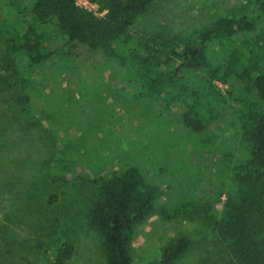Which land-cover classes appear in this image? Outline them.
I'll return each mask as SVG.
<instances>
[{"label":"trees","instance_id":"1","mask_svg":"<svg viewBox=\"0 0 264 264\" xmlns=\"http://www.w3.org/2000/svg\"><path fill=\"white\" fill-rule=\"evenodd\" d=\"M89 1L101 16L75 7L73 0H0V14L5 9L0 16L2 62L9 73L1 89L20 108L24 125L36 130V125L45 122V115L31 101L36 89L30 86V79L28 83L21 80L18 64L24 61L32 68L44 63L52 54L54 41L68 51L74 44L89 48L96 43L110 53L121 74L113 89L83 84L90 100L101 106L104 89L105 96L117 102L130 105L136 101L143 113L155 102L163 110L174 106L183 130L215 143L211 201L197 199L190 188H184L176 196L167 194L164 203L158 204L159 189L139 169L118 165L104 171L99 167L100 155L94 156L98 189L86 217L100 237L106 264H130L134 227L155 211L167 221L197 216L231 263L264 264V42H257L261 38L254 19L219 16L207 27L184 35H136L130 31L133 24L154 0ZM252 2L258 11H264V0ZM239 41L252 42L258 53L242 51ZM58 115L63 126V115ZM67 117L66 129L77 120L73 112ZM156 117L149 126L154 133L147 131L146 136L161 146L164 129ZM92 119L87 133L62 141L64 149L51 175L54 181H64L79 168L77 161L66 158L68 150L82 161V156L88 159L115 140L116 135L110 133L112 138H107L101 124L95 122L102 120L101 115ZM45 137L52 143L59 140L57 131ZM106 160L105 164L112 161L110 157ZM173 170L174 174L179 171ZM188 248V238L180 236L168 242L149 264H175ZM73 252V244L57 235L43 249L50 264H64Z\"/></svg>","mask_w":264,"mask_h":264},{"label":"rangeland","instance_id":"2","mask_svg":"<svg viewBox=\"0 0 264 264\" xmlns=\"http://www.w3.org/2000/svg\"><path fill=\"white\" fill-rule=\"evenodd\" d=\"M1 10L0 16H4L5 9ZM242 15L254 19L261 38L257 42L262 44L264 11H258L252 0H154L130 31L136 35L155 32L184 35L207 27L216 17ZM1 21L2 18L0 34ZM3 41L0 38V89L9 76L2 62ZM55 42L50 58L44 63L32 68L24 61L18 64L23 72V78L19 79L26 83L30 79V86L36 89L31 101L40 106L45 122L36 125V130L25 126L23 116L19 115L20 108L14 106L4 88L0 91V264H50L43 249L56 235L69 240L74 247L71 259L64 264H106L100 237L86 217L98 189L92 166L97 154L101 157L99 167L104 171L118 165L139 169L145 179L159 189L158 204L164 203L167 194L176 196L184 188H190L200 200L211 201L214 193L212 152L215 143L183 130L176 121L174 106L163 110L162 105L155 102L143 113L136 101L130 105L117 102L106 97L104 89L101 106L97 105L82 85L116 87L113 85L119 83L121 70L110 53L98 48L96 43L89 48L74 44L68 51ZM237 45L244 52L259 51L252 42L239 41ZM99 110H102L100 114ZM70 112L77 115V120L73 119L66 129ZM58 114L63 115V120L60 119L63 126ZM96 115L102 116L101 121L95 122L101 124L106 137L112 133L116 135L115 140L88 159L82 156V161L68 150L66 158L77 161L79 168L64 181H54L51 175L64 149L62 141L87 133ZM154 116L163 124L161 146L146 136L147 131L154 133L149 129ZM55 131L59 140L52 143L45 134ZM175 156L180 157L179 161ZM107 157L112 160L110 164H105ZM173 167L179 170L177 174ZM180 236L188 238L189 248L175 264H233L199 217L167 221L158 211L134 227L130 264L156 261L161 249Z\"/></svg>","mask_w":264,"mask_h":264},{"label":"built area","instance_id":"3","mask_svg":"<svg viewBox=\"0 0 264 264\" xmlns=\"http://www.w3.org/2000/svg\"><path fill=\"white\" fill-rule=\"evenodd\" d=\"M75 7L92 13L94 16L99 17L102 12H97V6L89 0H73ZM220 86V85H219Z\"/></svg>","mask_w":264,"mask_h":264}]
</instances>
